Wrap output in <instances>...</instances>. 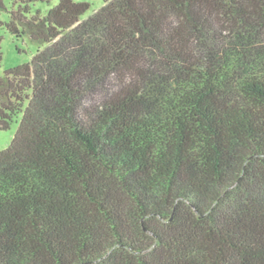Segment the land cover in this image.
<instances>
[{
    "label": "trees",
    "instance_id": "trees-1",
    "mask_svg": "<svg viewBox=\"0 0 264 264\" xmlns=\"http://www.w3.org/2000/svg\"><path fill=\"white\" fill-rule=\"evenodd\" d=\"M88 8L0 21V264H264V0Z\"/></svg>",
    "mask_w": 264,
    "mask_h": 264
},
{
    "label": "rangeland",
    "instance_id": "rangeland-1",
    "mask_svg": "<svg viewBox=\"0 0 264 264\" xmlns=\"http://www.w3.org/2000/svg\"><path fill=\"white\" fill-rule=\"evenodd\" d=\"M75 2H86L89 4L88 10L81 16V21L86 20L88 17L98 11L103 5L105 0H74ZM59 0H0V21L2 23L9 22L12 12H17L19 8L28 6V14L26 18L30 19L35 15H39L43 18L47 12L58 4ZM0 50H1V66L0 76L4 71L19 65L30 64L33 56L39 49H43L45 46L39 47L32 42L26 35L22 37H16L10 34L5 26L0 28ZM21 115L18 116L9 130L0 131V152L7 149L17 131Z\"/></svg>",
    "mask_w": 264,
    "mask_h": 264
}]
</instances>
